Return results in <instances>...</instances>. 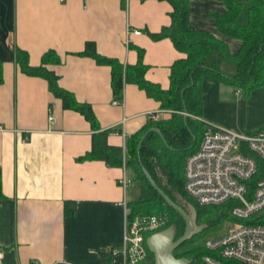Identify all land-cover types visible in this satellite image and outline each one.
Instances as JSON below:
<instances>
[{
    "label": "crops",
    "instance_id": "0c3cea01",
    "mask_svg": "<svg viewBox=\"0 0 264 264\" xmlns=\"http://www.w3.org/2000/svg\"><path fill=\"white\" fill-rule=\"evenodd\" d=\"M170 11L163 0H0V264H122L120 253L110 254L125 231L121 167L85 155L93 134L110 130L108 144L126 149L149 113L167 118L170 112L129 81L121 104H113L111 67L78 53L92 41L123 72L141 53L144 79L166 90L174 63L185 55L169 38L154 40L149 33L170 24ZM224 11L220 0H190L189 25L224 40L235 53L241 42L221 34L209 15ZM16 50L32 67L53 51L58 61L45 67L59 87L90 107L95 126L64 107L46 78L22 72ZM200 86L198 119L205 125L264 129V87L244 95L212 76Z\"/></svg>",
    "mask_w": 264,
    "mask_h": 264
},
{
    "label": "trees",
    "instance_id": "16d2710c",
    "mask_svg": "<svg viewBox=\"0 0 264 264\" xmlns=\"http://www.w3.org/2000/svg\"><path fill=\"white\" fill-rule=\"evenodd\" d=\"M163 1L171 6L170 24L162 27L159 32L149 33V36L154 40L169 38L176 50L185 55L174 63L168 89H161L144 79L146 68L142 64L141 53L138 61L134 65H127L124 72L122 64L117 59L100 55L92 41H87L84 50L78 54L92 57L97 63L111 67L115 99H120L123 83L129 81L138 84L149 97L159 101L162 109L170 110L169 117L148 120L145 126L126 141L128 171L133 182L139 184V195L129 200L128 206L131 210L130 216L140 212L151 213L152 210L165 213L167 222L175 226L176 239L184 232V221L148 183L142 167L176 204L183 208V200L191 203L196 210L197 222L200 221L205 226V230L234 220L230 213L234 200H228L217 206H202L186 195L183 190L184 162L186 156L198 148L206 129L205 123L198 119L202 114L200 82L205 76L215 77L222 83L241 89L244 95L255 88L264 87V0H220L225 6V11L209 12L221 34L241 42L235 53H231L227 43L212 33L190 27V0ZM15 55L22 72L46 78L49 88L61 98L64 107L80 111L95 126L90 107L76 101L69 91L59 87L57 75L45 67L48 61L55 60L53 51L45 53L42 56L41 65L37 67L28 65L25 52L16 50ZM1 78L0 70V81ZM152 127L158 129L164 140L156 132L149 131L140 148L137 149L141 136ZM109 132L110 130H102L93 134L91 149L85 157L104 159L113 165L120 166L122 148L108 144ZM263 169L264 164H261L255 178ZM0 197H2L1 181ZM251 222L264 224V211L256 214ZM161 229L145 234L144 246L148 258L153 257V254L146 245V238ZM191 242L187 240L185 244ZM189 252L192 254L189 258L190 264H201L200 258L206 253L203 243L189 249ZM152 264H154L153 261Z\"/></svg>",
    "mask_w": 264,
    "mask_h": 264
},
{
    "label": "built area",
    "instance_id": "2783aa9c",
    "mask_svg": "<svg viewBox=\"0 0 264 264\" xmlns=\"http://www.w3.org/2000/svg\"><path fill=\"white\" fill-rule=\"evenodd\" d=\"M121 101L114 99L112 103L117 105ZM147 118L157 120L160 114L149 113ZM48 119L53 122L52 116ZM261 164H264V129L247 133L208 124L198 148L186 156L183 181L186 195L202 206H217L234 200L231 216L234 221H243L229 222L222 235L203 241L206 253L200 258L201 264H264V224L251 222L256 214L264 211V169L255 178ZM120 167L118 184L124 195L121 204L125 231L120 248L112 247L110 254L120 253L122 264H150L144 237L146 232L160 227L164 218L130 216L127 190L134 182L128 171L125 146ZM231 224L234 226L230 227Z\"/></svg>",
    "mask_w": 264,
    "mask_h": 264
},
{
    "label": "water",
    "instance_id": "95a60500",
    "mask_svg": "<svg viewBox=\"0 0 264 264\" xmlns=\"http://www.w3.org/2000/svg\"><path fill=\"white\" fill-rule=\"evenodd\" d=\"M184 122L186 124V109L184 108ZM153 131L159 134L162 139L164 140L162 134L156 129L155 127H152L144 133V135L141 136V138L138 141L137 149L140 148V145L142 141L145 138V135L149 132ZM142 171L144 176L146 177L148 183L163 197L165 202L172 207L178 214L182 217L184 223H185V229L183 234L175 239V233L176 229L175 226L172 224L169 227L156 231L152 234H150L146 238V245L148 249L152 252L154 257V264H190L191 260L189 258H176L173 255V250L176 249V247L180 246L187 240H189L194 234L199 233L203 226L202 224L197 225L196 223V210L194 206L187 202L186 200H183L184 203H186L189 214L186 213V211L178 204H176L153 180L149 172L142 167Z\"/></svg>",
    "mask_w": 264,
    "mask_h": 264
},
{
    "label": "rangeland",
    "instance_id": "374dc122",
    "mask_svg": "<svg viewBox=\"0 0 264 264\" xmlns=\"http://www.w3.org/2000/svg\"><path fill=\"white\" fill-rule=\"evenodd\" d=\"M201 140V139H200ZM139 195V184L138 182H135L133 183L127 190V197L128 199H135L137 196ZM183 208L184 210L186 211V213L189 214V211H188V208H187V205L186 203L184 204L183 203ZM141 211V210H140ZM137 215H147V216H157V217H163L164 218V222L163 224L158 227L156 230L162 228L161 230L169 227L171 222H167L168 219L166 218L167 215L165 213H161V212H157L156 210H152L151 213H143V212H140V213H137ZM136 216V215H135ZM230 222H243V221H239V220H233V221H230ZM202 224L200 221L198 222L197 225H200ZM228 224L229 222H224L222 224H218L214 227H211L209 228L208 230H205L203 233H199L197 234L196 236H193L191 237L189 240L192 241L191 243H188L186 246L188 249H191L193 248L194 246H198L200 244L203 243V241L207 240V239H210V238H214V237H217V236H220L222 235L226 230H227V227H228ZM203 225V224H202ZM231 226H234V225H230ZM164 227V228H163ZM155 231V230H154ZM151 232V231H150ZM153 232V231H152ZM147 233V232H146ZM180 237V236H179ZM178 237V238H179ZM177 239V238H176ZM147 252V251H146ZM190 256H192V254L190 253L188 258H190ZM146 258L147 260L149 261L150 264H152V261L154 262V257H149L148 258V255L146 253Z\"/></svg>",
    "mask_w": 264,
    "mask_h": 264
},
{
    "label": "flooded vegetation",
    "instance_id": "af4514ba",
    "mask_svg": "<svg viewBox=\"0 0 264 264\" xmlns=\"http://www.w3.org/2000/svg\"><path fill=\"white\" fill-rule=\"evenodd\" d=\"M196 223L198 224L197 219H196ZM183 224H184V228H185V223H183ZM204 231H205V226H203V229L199 233H203ZM199 233H197V234H199ZM197 234H194L193 236H196ZM189 254H190V252H189V249L187 248L185 242L173 250V255L176 258H181V257L188 258Z\"/></svg>",
    "mask_w": 264,
    "mask_h": 264
}]
</instances>
